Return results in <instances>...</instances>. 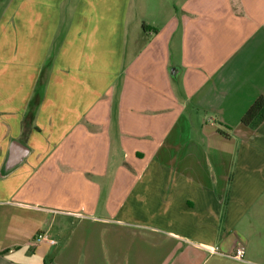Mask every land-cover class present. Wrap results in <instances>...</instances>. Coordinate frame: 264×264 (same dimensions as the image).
<instances>
[{"label": "crops", "instance_id": "0c3cea01", "mask_svg": "<svg viewBox=\"0 0 264 264\" xmlns=\"http://www.w3.org/2000/svg\"><path fill=\"white\" fill-rule=\"evenodd\" d=\"M132 3L0 0V264H264V0Z\"/></svg>", "mask_w": 264, "mask_h": 264}, {"label": "rangeland", "instance_id": "374dc122", "mask_svg": "<svg viewBox=\"0 0 264 264\" xmlns=\"http://www.w3.org/2000/svg\"><path fill=\"white\" fill-rule=\"evenodd\" d=\"M174 1L175 0H133L130 21L133 23L146 21L151 18L152 14H158V9H160L163 5L171 4ZM138 4H140V7H137ZM142 22L140 24H142ZM62 32H65V30H62ZM62 35H59V37ZM50 56L51 52L47 54L46 60H48Z\"/></svg>", "mask_w": 264, "mask_h": 264}, {"label": "trees", "instance_id": "16d2710c", "mask_svg": "<svg viewBox=\"0 0 264 264\" xmlns=\"http://www.w3.org/2000/svg\"><path fill=\"white\" fill-rule=\"evenodd\" d=\"M264 120V95L259 96L243 115L241 122L256 127Z\"/></svg>", "mask_w": 264, "mask_h": 264}, {"label": "built area", "instance_id": "2783aa9c", "mask_svg": "<svg viewBox=\"0 0 264 264\" xmlns=\"http://www.w3.org/2000/svg\"><path fill=\"white\" fill-rule=\"evenodd\" d=\"M46 241L51 245L57 244V241L51 237H49L45 232H39L36 237L34 238L35 243H41ZM232 258L244 261L245 260V253L242 249H238L232 256Z\"/></svg>", "mask_w": 264, "mask_h": 264}]
</instances>
